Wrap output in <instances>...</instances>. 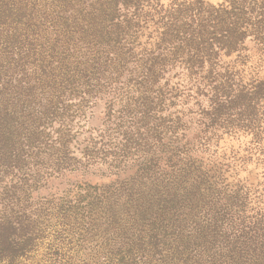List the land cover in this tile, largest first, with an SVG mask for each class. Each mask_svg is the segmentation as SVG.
Here are the masks:
<instances>
[{"label":"rangeland","instance_id":"obj_1","mask_svg":"<svg viewBox=\"0 0 264 264\" xmlns=\"http://www.w3.org/2000/svg\"><path fill=\"white\" fill-rule=\"evenodd\" d=\"M25 2L29 23L0 8V95L22 88L41 134L0 166V214L38 232L2 238L0 264H264V23L193 58L184 30L226 0Z\"/></svg>","mask_w":264,"mask_h":264},{"label":"trees","instance_id":"obj_2","mask_svg":"<svg viewBox=\"0 0 264 264\" xmlns=\"http://www.w3.org/2000/svg\"><path fill=\"white\" fill-rule=\"evenodd\" d=\"M106 1L108 3L106 9H104L103 5L99 6V8L95 7L94 10V7H92V13H97L98 17H100L103 14L107 15V12H114L118 10L121 0ZM14 5L20 6V8H17V11H20V22L31 17V14H29L30 10L28 9L30 5L26 3L25 0H20V4H12L8 1L6 2V0H0V8H5V10L9 9V11H12ZM256 5L257 0H226V4L217 8H212V10H214L212 17L215 16L214 23H211L212 21L209 23L201 21L199 25H196L198 27L194 29V21H192V24L184 30V35L186 36L185 40L189 43L186 44L187 47H189L188 54L195 51L193 58L200 57V46L202 45L203 47L208 46L209 50L213 51V47L218 44V50H224L226 54L243 50V43L248 34L256 38L260 37V27L264 23V16L262 13L255 15ZM58 14H60V12ZM210 17L211 16H209V18ZM29 22L30 21L27 19V23ZM27 27L30 28V25L27 24ZM210 29H212V32H210ZM62 32L65 34L64 38H72L73 32L62 30L57 33V39L62 38ZM70 34L71 36L68 37ZM199 39L205 43L210 42V39H212V41L209 45L198 43L194 46H190L199 41ZM62 42L65 43L64 41ZM203 62L204 58L202 57V60L199 62L201 67L204 65ZM58 64L59 66H63L64 60L60 61ZM195 66L196 64L190 65L189 67L195 68ZM68 83L64 85L67 86ZM71 84H74V82ZM20 89V100L19 98H15V96L0 95V166L2 167L15 166V164H13L14 162L19 163V160L22 161L26 159L30 151L36 147V144L40 141L41 133L39 132L38 126H36L39 117H37V114L26 112L25 108H27V106L25 102H27L26 98L28 94H25L22 88ZM19 106L21 108L20 111L18 110ZM48 114H50L49 109H46L41 115L43 117H48ZM199 188L198 185L192 184L190 192L196 193ZM176 190L177 189L171 188V190L167 192L166 198L172 197L173 201L177 200L179 195ZM166 198H163V200L166 201ZM150 206H152V202ZM34 215L35 214L32 212L28 215V211L24 208L20 210V215L14 212L8 214L7 209H4V214H0V240L2 238H19L21 243H24L21 245V249L25 250L27 242L33 239L38 232V221L34 218ZM114 217H116L115 213L111 218L115 219ZM128 245L132 248H137V245L132 240H129ZM12 252L16 253L15 247L12 248ZM2 255L3 252L0 248V256ZM186 262L187 260L184 261L183 264Z\"/></svg>","mask_w":264,"mask_h":264}]
</instances>
